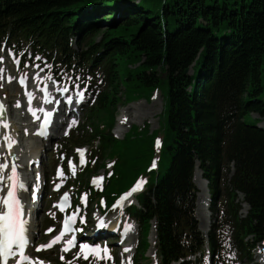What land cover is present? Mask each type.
Wrapping results in <instances>:
<instances>
[{
  "label": "trees",
  "instance_id": "16d2710c",
  "mask_svg": "<svg viewBox=\"0 0 264 264\" xmlns=\"http://www.w3.org/2000/svg\"><path fill=\"white\" fill-rule=\"evenodd\" d=\"M3 42L29 44L67 72L102 75L103 89L81 129L85 135H72L68 143L89 147L80 190L108 205L148 178L139 206L129 210L141 235L135 264L150 261L154 221L159 264L204 254L195 215L197 163L209 182L213 216L217 201L227 199L208 236L212 264H226L225 225L238 259H253L264 241V130L252 117L264 119V0H0ZM155 91L164 100L159 129L132 127L116 139L118 105L149 100ZM161 132L159 167L151 171ZM109 164L113 173L104 191H93L88 177ZM237 193L250 207L245 218Z\"/></svg>",
  "mask_w": 264,
  "mask_h": 264
},
{
  "label": "rangeland",
  "instance_id": "374dc122",
  "mask_svg": "<svg viewBox=\"0 0 264 264\" xmlns=\"http://www.w3.org/2000/svg\"><path fill=\"white\" fill-rule=\"evenodd\" d=\"M133 1L134 3L139 2V0H133ZM23 50L25 52L26 50H30V49L26 45L24 46ZM12 55H14V53H12L9 50H6L4 47L0 49V58H2V62H0V75L3 72L2 80L0 81V91L5 100V106L8 108L10 112V116H11V121L8 122L9 127L7 128V130H5V127H3V134L0 136V143L2 139H4L5 135H9L12 139H16L17 140L16 141L17 143L16 151L18 152V155L24 159L23 162H26L28 158L31 159V161H34V158H36V155L39 157L41 156V159L44 162H46V164L43 166L44 174L48 176L50 175L52 176V178L48 181V187L46 189V193H45L46 195L44 197L45 201L46 199L49 198V195L52 193L51 182L55 180L56 183L61 186V188H63L64 190H67L70 193L73 199H78V200L80 199L79 203H81L82 201V205L79 206L77 209L74 208L70 212V215L81 216V217L86 216L87 218H86L84 227H86L85 230L87 232H91V234H93L94 233L93 229L95 225L96 224L99 225L101 221L108 222L109 225H112V223H116L117 219L121 221L122 219L120 216L115 220L114 217L118 216V214L114 216V213L112 212H108L107 214L103 213L102 215L103 210H97V208L95 207V203H93L91 207L83 206V200L85 199L86 196L85 195L81 196L82 192L78 194V192L75 193V190L70 188L71 185L74 187L76 186L75 181L77 179V174H78L77 173L78 166L76 163H72L68 166L67 175L65 174L62 176H58V175L53 176V171H54L55 166L57 164H60V162H62L64 159V157L61 155V151L59 150L60 148L62 150V148L64 147L65 151H67L65 152V154L69 157L65 158L66 163L69 162L70 160H75L76 156L74 154H76L77 151L82 152L84 155V158L88 155L87 147L86 148L82 147L79 149L75 147V149L72 150L71 145L68 144V139L66 138L70 133L73 132L72 134H76L80 129H83V127H86L87 113H88L87 107L92 106L97 92L94 93V97H93V94L91 93L92 91H94V89L92 88L93 86L91 87V91L90 90L88 91L85 87L87 85L96 84L97 83L95 82L96 79L94 81V78L90 77L91 79H86V81H83V82L82 81L77 82L76 80L75 82H77V84L73 82L74 83V85H72L74 87L73 92L78 89H80L81 91H86L88 99L86 103L87 104L86 108L84 109V111H80L81 116L76 121V123L73 126V129L68 133V135L63 137V130H60L57 128L55 130V135L53 137L54 139L52 142H41L39 139H36L34 137V133H35V130H33L34 120H32L31 118V115L27 109V105L24 104V98L26 97L28 91L35 89L38 92L36 82L29 83L30 82L29 81L28 86L25 89H20L17 83L15 82V78L21 74L25 75L24 73L30 71L29 70L30 68L36 71L35 68L39 66L37 67L38 72H41L43 70L41 72L42 77L46 76L48 79H51L54 82V80L50 77V74H51L50 65L46 63L44 60H42L41 58L34 56V55H32V57L29 58L30 56L27 53H25L24 56L26 57L23 58L22 61H20L22 55L15 57L14 59H12ZM16 61H19V63H17ZM22 62L24 64V67H23ZM63 73L64 71L61 72V74ZM33 74L34 72L32 73V76ZM5 75L12 76L13 80L11 83H4L3 77ZM69 75H71V73ZM71 79L72 78L70 76L68 78L67 76L66 77L64 76V78H62V81H64L66 84H71L70 83L72 81ZM17 101H20L21 103H23V106L21 108H16ZM163 106H164L163 97L159 92L154 93V95L149 101L137 100L127 105L124 103V100H123V102L119 104V107L116 111V123L112 131V134L117 139L122 140L132 127L136 126L139 128H143L145 125L149 126L150 132L153 133L157 131L160 126L161 115L163 113ZM253 118L258 119L260 121L259 125H262L264 127V120H261L258 115L254 114ZM246 120L249 124L251 123L253 124L256 122V120L253 121L248 118ZM102 122H104V120H102ZM82 134H84V132H82L80 135ZM156 136L159 142V141H162L164 134L161 132V133H158ZM84 142H85L84 139L80 140V144H83ZM0 149H1V157L3 158L1 162L3 163V161L6 160V158L4 157V153H3L4 145H1ZM56 151L59 152L60 155L55 154ZM158 153L159 151L156 150L155 152L156 158L158 157ZM54 159H57V162L56 163L53 162L52 163L53 166L51 165L49 166L48 163L52 162ZM71 162H74V161H71ZM75 171H76V174H75ZM98 173H99L98 175L100 176H104L105 174V172L101 171V169H99ZM68 175H71V176H68ZM87 181L89 182L90 178H88ZM100 186L101 185L97 186V188H100ZM207 192H208V189H207ZM56 198L57 197L53 198L49 206L46 208L43 206V203L41 205V208L45 210V213L40 214L38 218L39 220L36 221L35 226L37 230L40 229V227L43 228L41 234L39 235L37 234V240H36L38 242L37 245L44 244L46 242L51 241L52 238L49 239L48 237L58 232L57 230L54 233L51 231V234H49L50 232L48 231V229H53L59 226L62 222L60 219V216L57 215V213L54 210V204L56 202L55 201ZM238 201L241 202L240 196L238 197L237 202ZM225 202L226 200L223 198V200H221V202L217 206L218 211L221 212V210L223 209L222 204H224ZM131 203H135V202H131ZM199 203H200V199H199ZM209 214H210L209 220L212 221L213 217L211 213ZM199 215H200V212L199 214H197V218L199 217ZM206 216L209 217L207 213H206ZM201 220L202 222H204L202 217H201ZM202 222L199 221L201 226L203 225ZM118 226H121V228L124 230L123 225H119L118 223L116 224V227ZM111 227L112 226H109L108 228L109 232L113 231ZM230 232H231L230 228L227 225L223 226V228L221 229L220 237H221L222 242L224 243V248L222 249L221 253L223 255L224 250L226 249L227 253L229 252L228 255L230 256V258L235 259L236 255L233 256L234 251L231 248L232 246L229 245L230 236H231ZM137 234H138V231L135 232V229H134L133 235L130 236L129 240L125 241L124 246L121 248L116 245L115 246L110 245L111 246L109 247L111 249V251H109L110 256L114 257L112 255L115 253L117 257L116 259L119 261V264H129V263H124V256L122 258L123 263L120 262L121 260L120 254L124 248H129L128 246H130V249H133V250L136 248L138 237H139ZM132 236L134 237L132 238ZM107 237L110 238L109 235H107ZM116 238H117L116 240L111 239V241L116 243L117 241H119V236L117 235ZM61 251H63L61 246L56 249L51 247L50 249L46 250L45 252H42L41 254L43 255L44 258H47L48 260L53 262V260L62 259L64 257L63 254L65 253H61ZM33 253H35V256L40 258V256L36 254L35 250H33ZM133 253L135 254V251H133ZM134 254H133V257H134ZM74 255L75 257H69L67 259V262H66L67 264L69 261H71L72 264L79 262L76 259L78 255L76 253H74ZM148 256H152V253L149 252ZM82 258L83 256H80L79 259H82ZM74 260L75 262H73ZM117 260L115 261V263L117 262ZM153 263L155 264V261ZM99 264H102V263L100 262ZM255 264H264V245L260 246V249L258 250V252H256Z\"/></svg>",
  "mask_w": 264,
  "mask_h": 264
},
{
  "label": "snow or ice",
  "instance_id": "6c2138e0",
  "mask_svg": "<svg viewBox=\"0 0 264 264\" xmlns=\"http://www.w3.org/2000/svg\"><path fill=\"white\" fill-rule=\"evenodd\" d=\"M2 62V58H0ZM19 63V61H16ZM81 96L83 94L81 93ZM6 109L3 104L0 103V125L8 128L9 125L4 120V113ZM35 114V113H34ZM50 123V121H49ZM40 135H46L45 132H41ZM5 142L9 151L15 144V141L9 135H5ZM8 169L7 163L0 162V172H5ZM5 177L0 176V191L3 190V183ZM10 190L6 194V198L0 197V205L6 206L5 211H0V260L7 264L9 259H15L16 264H45L44 261L39 258H32L27 253V248L30 245L28 236L27 220L24 219L25 213L23 208L22 199L19 195L20 192L25 190V184L22 178L19 176L16 166L13 164L11 169V176L7 177ZM130 195V194H129ZM105 225L101 223V227ZM49 232L53 229H49ZM68 232L67 222H65V229L47 245H40L36 247V251L46 250L52 247L54 244L62 241L63 236ZM68 245L73 246L74 240H69ZM83 252V258L89 259L93 257L95 259H104L107 255L108 259H111L110 254L107 253L106 249H101L98 246H89L87 244L81 246ZM70 247H65L64 251H69ZM130 251V249H126ZM78 255L76 259H79ZM68 264H72L71 261Z\"/></svg>",
  "mask_w": 264,
  "mask_h": 264
},
{
  "label": "bare ground",
  "instance_id": "6f19581e",
  "mask_svg": "<svg viewBox=\"0 0 264 264\" xmlns=\"http://www.w3.org/2000/svg\"><path fill=\"white\" fill-rule=\"evenodd\" d=\"M59 96H60V94H59ZM38 97H39V95L36 94V92L32 93V98H33L34 102H36L37 104H39V102H40V100L37 101V98ZM0 103H2L3 106H4V108L6 109L4 115H6L5 122L7 123V122H9V120H10L11 117L9 116V111H8L7 107H5V105H4V98H3V95L1 93V91H0ZM17 103L18 102H16V104ZM36 110L37 109H35V108L33 109V111H35V112H36ZM69 111L71 112V109H69ZM34 119H35V117H34ZM60 125H61L60 122L56 123V126L58 128L60 127ZM4 147L6 149L7 143H6V145ZM15 149H16V147H15ZM6 155H7V160L4 161V163H6V162L9 163V168L13 164H16V165L19 166L20 171L25 176L23 178V182H24L25 186H27V183L30 184V185L36 184V182H35L36 181V177L32 176L33 175V172L29 170V162L31 161V159L28 158L26 162H23L24 159L21 156H19L17 153L13 152V151L12 152L6 151ZM36 157H39V156L36 155ZM8 172H9V169L6 170L5 172H3L1 174V176H3V177L6 178V175L5 174L6 173L8 174ZM7 181L8 180H5L3 184H6ZM33 181H34V183H33ZM194 183L197 186V188L200 190L199 193H198V199H197V214H199V212H200L199 217L201 216L202 219H203V221H204V222H202L201 217H200V220H201V222L203 224L201 226V230L204 233H207V230H208V227H209V221L210 220H209V218L207 216L204 217V214L206 215V212L209 210V206L211 205L210 200L213 198V196H211V198L209 200L210 194L207 192L208 184H207L206 180L203 179V176H202V173H201V170L199 169V167L197 168V170L195 172ZM141 188H142V185H140L136 189H134L132 191V193L130 194V196L127 197L124 201H127V200L129 201L130 199L137 198L141 194H143L144 193V190H142ZM22 193H23L24 199L27 200L28 199V196L25 194V192H22ZM199 199H200V203H199ZM137 208H139V207H137ZM116 224L117 223H114V227L115 228H116ZM106 227L109 228V225L106 226ZM32 229H33V233L38 232V230L36 229V226H34V228L32 227ZM111 229L113 230V228H111ZM102 230H103V228H102ZM127 230H128V228L126 227L125 230L123 231L122 235L128 236V235L124 234V233L127 232ZM102 232H105V231H102ZM152 236H153V238H152ZM34 237H37V235H35ZM133 237L134 236H132V238ZM149 243L151 245V248H150L149 252H151L153 254V253H155L154 248H155V243H156V235H155V232L150 235V237H149ZM128 247H130V246H128Z\"/></svg>",
  "mask_w": 264,
  "mask_h": 264
},
{
  "label": "water",
  "instance_id": "95a60500",
  "mask_svg": "<svg viewBox=\"0 0 264 264\" xmlns=\"http://www.w3.org/2000/svg\"><path fill=\"white\" fill-rule=\"evenodd\" d=\"M188 71H186V73H187Z\"/></svg>",
  "mask_w": 264,
  "mask_h": 264
}]
</instances>
